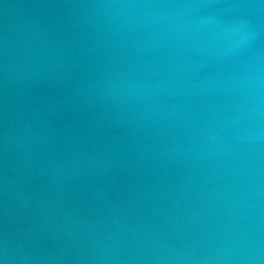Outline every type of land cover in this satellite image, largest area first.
<instances>
[{"label": "water", "instance_id": "1", "mask_svg": "<svg viewBox=\"0 0 264 264\" xmlns=\"http://www.w3.org/2000/svg\"><path fill=\"white\" fill-rule=\"evenodd\" d=\"M0 264H264V0H0Z\"/></svg>", "mask_w": 264, "mask_h": 264}]
</instances>
